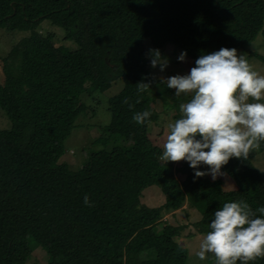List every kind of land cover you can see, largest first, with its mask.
<instances>
[{
  "label": "trees",
  "instance_id": "obj_1",
  "mask_svg": "<svg viewBox=\"0 0 264 264\" xmlns=\"http://www.w3.org/2000/svg\"><path fill=\"white\" fill-rule=\"evenodd\" d=\"M44 23L75 49L57 46ZM263 26L264 0H0V31L22 35L0 56V109L10 122L0 130V264H28L37 247L45 264H187L185 226L162 220L166 213L194 208L188 236L201 238L225 202L264 206V171L252 164L264 142L222 168L232 189L219 177L194 180L187 162L158 159L162 148L147 135L159 118L153 107L159 100L162 114L179 118L189 97L152 76L144 47L176 46L193 67L222 47L244 51L259 32L264 40ZM116 80L123 86L107 100L110 120L93 142L103 148L85 150L76 170L60 163L76 120L94 115L82 96ZM142 80L151 86L138 93ZM144 110L151 116L139 125L132 117ZM152 186L164 198L158 207L140 202Z\"/></svg>",
  "mask_w": 264,
  "mask_h": 264
},
{
  "label": "clouds",
  "instance_id": "obj_2",
  "mask_svg": "<svg viewBox=\"0 0 264 264\" xmlns=\"http://www.w3.org/2000/svg\"><path fill=\"white\" fill-rule=\"evenodd\" d=\"M148 56L151 67L161 72L169 65L159 49H150ZM186 56L181 52L178 60L183 62ZM164 80L176 97L189 99L180 103L179 118L161 117L167 134L160 161L187 162L194 180L210 175L215 181L231 159L247 160L264 142V74L236 48L202 54L186 74ZM136 86L142 93L151 85L142 80ZM123 103L129 104L128 99ZM150 116L144 110L132 119L143 125ZM201 166L207 171H200ZM84 203L91 206L87 195ZM208 227L195 252L200 261L209 256L214 264H253L264 259V206L253 210L244 199L225 202Z\"/></svg>",
  "mask_w": 264,
  "mask_h": 264
},
{
  "label": "rangeland",
  "instance_id": "obj_3",
  "mask_svg": "<svg viewBox=\"0 0 264 264\" xmlns=\"http://www.w3.org/2000/svg\"><path fill=\"white\" fill-rule=\"evenodd\" d=\"M45 23L42 24V27H40V31H53L55 36V43L57 46H64V48L68 50L75 49L74 43L70 41L65 42L62 40L63 34L60 28L55 26L48 27ZM21 37L22 35L13 33L8 34L6 33V31L1 30L0 56H5L11 49V47ZM144 47L146 56L150 61L148 53L150 49L154 48L148 40L144 42ZM159 50L162 55L169 60V65L163 72H161L159 70V67L152 68L149 62L150 72L153 77L164 80V78L172 75H184L190 70L191 64L187 59L183 62L178 60V56L182 51L176 46L165 45ZM238 53L244 54L249 60L250 64H252L253 68L261 72V74H264V62L258 60L256 57H249V55H259L264 57V40L260 32L257 34L255 40L251 42L244 51H238ZM122 86V81L116 80L111 84L109 89L100 94L94 92L90 95L84 94L82 96L81 101L89 106V108H93L95 110L94 115L90 117V114L88 113L87 117H79L76 120L73 130L63 143L64 153L59 160L60 163L65 162L69 165H72L71 169L76 170L80 166L83 152H86L85 150L89 149L90 151H95L103 148L102 144H93V142L94 139L99 137V135H104V126H106L110 120V114L106 110L107 100L110 97L116 95L121 90ZM153 109L155 110V112L159 113V118L157 123L150 124L149 132H147V135L153 144H155L156 146H161L167 134L166 129L164 128L165 121H162L161 117L163 116L167 119L172 118L171 115L166 116L162 114V106L159 100L156 101ZM8 129H10V122L7 120L4 112L0 109V130ZM252 164L258 171H264V151L261 153H257L253 157ZM219 178L223 180L224 184H226L229 189L234 188V185L229 180L228 176L226 177L225 175H222ZM163 201V195L156 186L146 188L142 193V197H140V202L149 207H158L163 203ZM163 219H166L167 223L171 225L185 226L181 233L182 237L179 244L187 249V264L214 263V259L211 256H209V258L205 261H200L196 257L195 252L198 248L200 237L188 236V234L194 232V228L191 226V224L199 220V214L196 210H194V208H188L186 204H184L180 209L166 213V215L163 216L162 220ZM27 262L28 264H45L46 256L44 252L39 247H37V249L32 253Z\"/></svg>",
  "mask_w": 264,
  "mask_h": 264
}]
</instances>
